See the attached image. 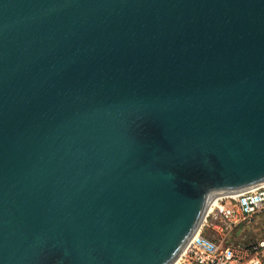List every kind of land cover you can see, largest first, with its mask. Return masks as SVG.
<instances>
[{
  "label": "water",
  "instance_id": "water-1",
  "mask_svg": "<svg viewBox=\"0 0 264 264\" xmlns=\"http://www.w3.org/2000/svg\"><path fill=\"white\" fill-rule=\"evenodd\" d=\"M264 182V0H0V264H171Z\"/></svg>",
  "mask_w": 264,
  "mask_h": 264
},
{
  "label": "built area",
  "instance_id": "built-area-1",
  "mask_svg": "<svg viewBox=\"0 0 264 264\" xmlns=\"http://www.w3.org/2000/svg\"><path fill=\"white\" fill-rule=\"evenodd\" d=\"M263 209L264 182L233 195L215 198L179 255V264H264V238L243 248L234 247L223 238L232 227L248 223ZM206 229L210 232L202 233Z\"/></svg>",
  "mask_w": 264,
  "mask_h": 264
},
{
  "label": "rangeland",
  "instance_id": "rangeland-1",
  "mask_svg": "<svg viewBox=\"0 0 264 264\" xmlns=\"http://www.w3.org/2000/svg\"><path fill=\"white\" fill-rule=\"evenodd\" d=\"M209 232L210 231L206 229L202 233L208 234ZM261 236H264V210L258 212L253 217L251 223L239 224L232 227L223 238L224 242L234 247L243 248ZM179 262H181V260H179L177 264H179Z\"/></svg>",
  "mask_w": 264,
  "mask_h": 264
},
{
  "label": "bare ground",
  "instance_id": "bare-ground-1",
  "mask_svg": "<svg viewBox=\"0 0 264 264\" xmlns=\"http://www.w3.org/2000/svg\"><path fill=\"white\" fill-rule=\"evenodd\" d=\"M214 201H215V199H212L211 202H210V204H213ZM210 204H209V205H210ZM195 232H196V231H195ZM195 232H194V234H195ZM185 245H186V244H185ZM184 247H185V246H184ZM183 249H184V248H183ZM182 251H183V250H182ZM182 251H181V252H182ZM180 254H181V253H180ZM178 259H179V257H177V258H176L171 264H177Z\"/></svg>",
  "mask_w": 264,
  "mask_h": 264
},
{
  "label": "crops",
  "instance_id": "crops-1",
  "mask_svg": "<svg viewBox=\"0 0 264 264\" xmlns=\"http://www.w3.org/2000/svg\"><path fill=\"white\" fill-rule=\"evenodd\" d=\"M263 210H264V209H263ZM263 210H262V211H263ZM255 215H256V214H255ZM255 215H254V216H255ZM254 216H253V217H254ZM253 217H252V218L249 220V222H248V223H251V221H252ZM248 223H242V224H248ZM262 238H264V236H261V237H259V238L255 239L254 241L260 240V239H262ZM254 241H252V242H254Z\"/></svg>",
  "mask_w": 264,
  "mask_h": 264
}]
</instances>
